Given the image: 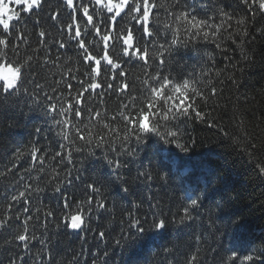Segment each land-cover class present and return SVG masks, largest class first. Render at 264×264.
I'll use <instances>...</instances> for the list:
<instances>
[{
	"label": "snow or ice",
	"instance_id": "1",
	"mask_svg": "<svg viewBox=\"0 0 264 264\" xmlns=\"http://www.w3.org/2000/svg\"><path fill=\"white\" fill-rule=\"evenodd\" d=\"M34 16L35 45L27 30ZM258 16L264 20V0H237L232 12L218 3L209 9L204 0H58L55 8L49 0H0V102L23 94L44 114L48 130L56 135L46 147L37 142L27 152L17 150V160L28 157L27 176L16 178L17 161L0 172L5 179L16 178L13 189L2 198L6 210L0 233L6 235L0 246L14 249L7 264H44L45 259L54 264L48 235L51 224L57 231H92L91 218L99 221L110 211L105 193L111 181L130 192L124 170L139 159L149 138L157 137L164 146L188 153L191 148L181 140L192 120L206 122L228 136L225 127L211 119L218 105H209L222 97L226 83L239 87L236 74H243L251 59V42L264 36V24L256 26ZM209 43L225 53L230 43L239 52L235 62L226 57L229 63L215 72L223 78L215 84L203 80L215 60L199 45ZM182 48L208 62L209 71L188 72L187 78L173 75ZM44 72L47 75H41ZM112 98L119 101L114 113L108 107ZM237 118L243 124V117L234 113V123ZM256 147L251 140L243 147L250 160ZM92 160L102 161L110 170L109 180L82 179V169ZM255 167L264 176V160L257 159ZM153 178L138 166L133 180L143 183ZM159 179L167 183L169 178L160 175ZM75 188H80L79 196L74 195ZM202 206L201 197H188L182 212L171 219L163 212L146 213L141 219L129 211V231L115 245L131 246L143 234L167 231L171 224L191 227L196 220L193 212ZM222 207L216 204L211 210L217 219ZM239 226L234 219L217 229L219 264H264V243L243 250L223 246V238ZM97 235L107 239L104 231ZM196 241L186 264H201L200 237ZM107 255L105 250L103 256ZM73 259L79 264L77 256Z\"/></svg>",
	"mask_w": 264,
	"mask_h": 264
},
{
	"label": "trees",
	"instance_id": "2",
	"mask_svg": "<svg viewBox=\"0 0 264 264\" xmlns=\"http://www.w3.org/2000/svg\"><path fill=\"white\" fill-rule=\"evenodd\" d=\"M57 3L58 0H49L52 8ZM217 3L229 12L237 7V0H211V3L204 0L209 9L214 8ZM43 15H47V8ZM36 19L37 17H32L27 24L33 45L36 41L33 35ZM262 24L264 20L258 16L256 26ZM51 31L55 35V30ZM252 34L256 35L255 30ZM199 47L215 60L214 67L210 69L211 74L203 78L205 83L211 79L215 84L218 79L223 78V74L216 77L215 72L229 63L226 57H231L233 62L239 60V52L230 43L227 45V53L216 49L211 43L201 44ZM250 48L251 59L244 65L243 74H236L239 87L226 83L223 85L222 97L210 101V107L218 105L211 119L225 127L228 136L217 127H209L206 122L192 120L187 122L184 129L186 134L181 140L191 148L188 153L180 152L171 145L164 146L157 137L149 138L142 146L139 159L131 161L124 170L130 192H123L119 183L114 179L111 181V188L105 193L110 211L105 212L99 221L95 216L91 218L89 225L92 231H57L55 224L50 225L49 247L54 264H77L73 259L74 255L79 258V264H93V261L96 264H105V261L107 264H186V257L197 246L196 237H200L201 264H219L221 238L217 229L234 219L240 221V226L223 238L224 247L238 246L243 250L264 243V176H260L255 167L257 159L264 160V36H257ZM177 59L180 66L173 65V75L183 74L187 78L188 72L199 75L202 71H209V63L190 50L182 48ZM55 78L59 79V76ZM216 87L219 89L221 85L216 84ZM108 107L113 113L118 111L119 101L112 98L108 101ZM234 113L237 117H243V124L239 123L238 118L233 122ZM37 128L41 129L39 133L36 132ZM55 139V131L48 130L44 114L35 110L28 97L21 94L0 102V172H6L7 167L17 161L16 178L27 176L24 167L27 166L25 162L28 157L17 160V150L27 152L37 142L39 146L46 147L50 140ZM249 140L257 145L256 156L252 160L243 150ZM100 151L97 150L98 155ZM138 166L141 170L152 173L154 178L151 182L133 180ZM160 175H167L168 182L160 180ZM97 176L109 180L111 172L102 161L92 160L82 169V179ZM16 178L11 175L7 179L0 177V219L6 210V203L2 198L13 189ZM72 191L79 196L80 188ZM50 196L49 192L48 197ZM197 196L202 198L203 206L193 212L196 220L191 227L171 224L167 231L143 234L131 246L115 245V240L129 231V211H134L141 219L150 212H163L171 219L182 212L188 197ZM135 204H140L141 207L134 209ZM150 204L157 207L150 208ZM216 204L223 206L219 210V219L211 211ZM98 231H104L107 239L100 240ZM4 235L6 234L0 233V245ZM38 248L39 245L33 252ZM105 250L107 257L103 256ZM13 252L14 249L9 251L6 246H0V262L7 264L8 256ZM44 264H48L47 259Z\"/></svg>",
	"mask_w": 264,
	"mask_h": 264
},
{
	"label": "clouds",
	"instance_id": "3",
	"mask_svg": "<svg viewBox=\"0 0 264 264\" xmlns=\"http://www.w3.org/2000/svg\"><path fill=\"white\" fill-rule=\"evenodd\" d=\"M147 123V121H145V124Z\"/></svg>",
	"mask_w": 264,
	"mask_h": 264
}]
</instances>
